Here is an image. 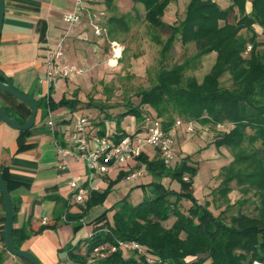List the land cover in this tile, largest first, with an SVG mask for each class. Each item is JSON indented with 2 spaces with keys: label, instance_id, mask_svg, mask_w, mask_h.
<instances>
[{
  "label": "trees",
  "instance_id": "obj_1",
  "mask_svg": "<svg viewBox=\"0 0 264 264\" xmlns=\"http://www.w3.org/2000/svg\"><path fill=\"white\" fill-rule=\"evenodd\" d=\"M93 1L104 5V10L109 12L106 26L100 25L101 33H109V41H117L112 33L117 29L128 30L126 15H118L116 0ZM130 1L143 7V20L150 27L168 32L164 40L155 37L161 45V60L168 56L176 41L181 46L194 43L196 50L180 63L161 67L155 82L138 92L137 105L129 104L115 116L105 114L104 118L114 120L115 126L110 134L104 135V119L99 121L100 136L119 142L128 133L121 126L122 119L134 116L141 122L148 117L164 131H170L179 119L184 126L192 123L191 133L197 130L207 134L210 131L212 139L193 154L182 156L171 169L160 158L149 160L141 152L136 159L153 177L150 182L138 185L144 191L143 198L136 205H131L127 196L117 201L109 207L113 210L111 220L106 216L107 209L95 217L91 221V235L84 241L85 253L74 252L78 245L69 248L70 260L84 261L93 247L105 242L136 240L145 251L160 258V263L154 264L263 263L264 0H250L249 11L245 9L247 0H228L226 4L215 0H186L183 17L173 22L167 21L165 16L169 7L179 0ZM254 25L261 31L256 32ZM248 44L251 49L244 53ZM210 53H214V60L201 79L186 73L199 68L203 56ZM224 74L229 77L228 86L221 83ZM6 79L0 73V80ZM37 104L47 115L57 105L75 111L80 100L74 95L56 103L47 97ZM28 130L20 132L23 134ZM210 146L216 156L222 157L224 150H228L231 157L218 167L217 175L221 177L218 183L208 184L209 192L198 200L192 190L193 180L198 173V164L204 160L200 153ZM0 171L9 190L6 172ZM184 175L188 178L183 179ZM163 177L174 180L177 189L165 186L161 181ZM233 182L235 187L231 185ZM111 184L103 191H92L83 211L92 204L102 203ZM234 191L241 195L251 192L255 200L241 198L235 193L232 199L230 193ZM250 203L254 205L253 214L240 210ZM11 204L14 216L12 199ZM234 204L238 205V211L225 217L226 210ZM81 217L82 214L75 217L79 225ZM170 219V225L165 227L163 222ZM46 226L43 224L42 228ZM17 242L13 229L12 244L18 249ZM94 264L149 263L144 255H124L117 250Z\"/></svg>",
  "mask_w": 264,
  "mask_h": 264
},
{
  "label": "crops",
  "instance_id": "obj_2",
  "mask_svg": "<svg viewBox=\"0 0 264 264\" xmlns=\"http://www.w3.org/2000/svg\"><path fill=\"white\" fill-rule=\"evenodd\" d=\"M116 1H124L127 4L130 0ZM227 2L224 0L223 4ZM72 4V0H4L0 33V72L16 89L36 102H42L43 99L50 97L57 103L63 97L71 98L74 95L81 100L74 90L79 87L78 81L86 74L85 72L69 73L67 77L56 75L51 81L46 77L47 52L60 39H64L62 64L77 65L78 59L83 60L79 51H72L73 49H96L91 44L82 45L77 39L86 37L84 28L87 26L85 19L88 8L98 9L104 5L93 0H83L84 10L80 21L68 25L62 20V15L72 9ZM250 7L251 1L247 0L246 11H249ZM254 29L256 32L261 31L258 25H254ZM108 43L110 45L109 39ZM0 106L20 123L28 119L31 111L28 105L3 91H0ZM43 112L42 106L39 107L34 124L23 134L20 130L7 126L0 119V169L5 170L9 182V193L14 206L15 239L18 241V249L30 252L41 264H77L70 260L68 249L76 245L84 247L85 238L93 228L91 221L100 214H97L100 211L98 206L109 208L125 196L131 205L138 204L144 192L138 185L150 182L153 177L138 159L128 161L119 168H111L104 175H94L91 179L87 178L88 170L82 159L67 157L66 165L59 167L55 143L70 146L73 124L78 116L86 115L79 108L70 111L62 105L53 107L47 115ZM48 115L55 123L57 130L55 135L47 126ZM87 118L88 144L92 147L93 138L101 137L99 134L101 125L98 122L104 119V135L111 133L115 122L105 118L95 121ZM121 126L125 131L145 135V122L136 120L134 116L124 117ZM170 132L176 150L180 151L182 156L191 155L205 145L204 135L192 137L191 133L185 131L184 124H173ZM142 153L149 160L159 158L157 151L151 146H145ZM200 154L204 160L198 164V173L192 185V189H195L193 193L198 200L204 198L203 188L209 184L210 171L216 167L215 162L207 160L216 156V153L211 151V146L202 150ZM201 168H205L206 175L204 179L198 181L196 178L200 175ZM136 169L141 170V175L137 179L124 178L126 174ZM76 175L83 177L86 183L94 187L92 191H103L112 183L102 203L89 206L83 211L85 205L74 201L68 185L71 177ZM161 181L170 188L178 187L169 177H163ZM112 193H115V196ZM89 196L90 194L86 200ZM116 196L119 198H115ZM80 214L82 223L79 225L75 217ZM44 216L48 217V221L47 226L42 228L41 218ZM5 220V207L0 192L1 264H29L4 248Z\"/></svg>",
  "mask_w": 264,
  "mask_h": 264
},
{
  "label": "rangeland",
  "instance_id": "obj_3",
  "mask_svg": "<svg viewBox=\"0 0 264 264\" xmlns=\"http://www.w3.org/2000/svg\"><path fill=\"white\" fill-rule=\"evenodd\" d=\"M186 3V0H179V3L172 4L167 11L165 19L169 22L181 20ZM117 6L118 15H126L125 20L128 24V30L117 29L112 33L121 46V56L118 58L116 65L109 66L108 64L109 33L105 35L103 31L104 33L102 32L101 35L95 34L94 28L92 27V25H98L100 27L103 24L106 26L105 21L109 12L105 11L101 6L98 9L94 7L88 8L85 19L87 26L84 28L86 37L77 39V41H81L82 45L91 44L96 49L72 50H78L83 60H77V65L79 66L74 65V63L71 65L83 69V72L86 73L80 77V81L77 80L79 87L74 90L76 94H79V98L81 99L79 109L92 121L104 118L105 114L115 116L117 113L124 111L129 104L137 105L139 102L138 92L141 89L148 88L155 82L156 74L161 67L169 68L173 64L180 63L196 50L194 43L181 46L180 42L176 41L168 56L164 60H161V45L155 40V37L158 36L161 40H164L168 36V32L150 27L143 20V7L140 4L134 5L131 1H128L126 4V2L121 1L117 3ZM213 55L210 53L203 56L201 66L193 71L189 70L186 73L193 74L197 79H201L203 74L209 70L214 60ZM68 75L60 77H67ZM221 83L224 86L230 84L227 74L221 77ZM142 111L147 113L144 109ZM191 134L192 137H198L201 133L195 130ZM201 135H204L203 140L205 143L212 139L210 131H207V134ZM256 144L258 145V143ZM177 152L181 158L180 151ZM230 157L229 151L224 150L222 157L216 156V161L213 160V157L211 159L207 158V160L215 162L217 166L210 171L212 175L209 181L210 185H216L218 183L219 178H221L217 175L218 167L227 162ZM205 175V168H201L200 175L197 176L196 180L200 181L204 179ZM231 185L235 187V182ZM192 190L194 192L195 189ZM197 192L198 189L196 188ZM208 192L209 189L205 186L203 188L204 196ZM234 193L241 198L249 197L251 200H255L251 192L246 195H241L239 191H234L230 193L232 199L234 198ZM116 194L119 196L118 192ZM112 195L115 196V193H112ZM143 195L144 192H142L140 197L143 198ZM118 196L115 198H119ZM94 205L96 204H92L90 207ZM98 208L100 211L97 214H101L107 209L106 216L109 220L112 219L113 210H109L107 207L103 208V205H99ZM240 210L247 214H253L255 212L252 203L244 205ZM237 211L238 205L234 204L226 210L225 217L228 218L229 215ZM171 221V219L165 221L163 225L168 227ZM84 251L85 247L83 245L74 249V252L80 255L84 254Z\"/></svg>",
  "mask_w": 264,
  "mask_h": 264
},
{
  "label": "built area",
  "instance_id": "obj_4",
  "mask_svg": "<svg viewBox=\"0 0 264 264\" xmlns=\"http://www.w3.org/2000/svg\"><path fill=\"white\" fill-rule=\"evenodd\" d=\"M72 1V9L64 12L62 15V20L68 25L79 22L84 10L83 0ZM93 28L95 34L101 33V28L98 25H93ZM63 41V38L60 39L56 45L47 52L45 65L48 81H51L56 75L65 76L71 72L77 74L83 72V69L77 68L74 65L61 63V59L63 58ZM109 49L108 63L110 65H115L117 64L118 58L121 56V46L117 41H110ZM250 49L251 45L248 44L244 53H248ZM87 122L88 118L86 116L80 115L77 117L76 122L72 127L70 146L57 142L55 143L56 152L59 156V167H64L66 165L67 157L82 159L88 170L87 178L91 179L94 175H104L111 168H119L122 164L135 160L145 146L153 147L157 151L163 164L169 169L174 168L180 161L171 132L164 131L159 124L148 117L145 118V135H138L135 131H127V135L117 143L112 142L107 136L94 137L92 147H89L88 144L86 131ZM175 124L181 125L182 122L177 119ZM47 126L51 133L55 135L57 131L56 126L49 115ZM192 130V123L185 124L186 132L191 133ZM140 175L141 170L136 169L126 174L124 178L126 180H134ZM187 178V175L183 176V179ZM68 185L71 189L72 198L80 205L85 203L86 197L94 189V187L86 183V180L83 177L77 175L71 177ZM47 221L48 217L44 216L41 218L42 224H46ZM90 235L91 232L88 236ZM84 247L86 246L84 245ZM117 250H121L124 255H144L145 260L149 264L160 263V258L151 252L145 251L138 241L117 240L115 244L105 242L93 247V249L85 256L84 261L77 264H94L97 260L103 259ZM258 264H264V262Z\"/></svg>",
  "mask_w": 264,
  "mask_h": 264
},
{
  "label": "water",
  "instance_id": "obj_5",
  "mask_svg": "<svg viewBox=\"0 0 264 264\" xmlns=\"http://www.w3.org/2000/svg\"><path fill=\"white\" fill-rule=\"evenodd\" d=\"M3 16H4V0H0V33L3 24ZM2 74V72H0ZM0 91H3L12 97L16 98L20 102L26 104L30 108V114L28 119L24 123H20L13 115H11L6 109L0 106V119L9 127L18 130H27L32 127L35 122L36 114L38 111L37 102L31 98L30 96L22 93L18 89H16L12 83L8 80L5 81L0 80ZM0 192L2 195V199L5 207V229H4V248L13 256L19 257L29 264H41L40 261L33 256L30 252L17 249L12 244V230H13V209L11 204V197L0 171Z\"/></svg>",
  "mask_w": 264,
  "mask_h": 264
}]
</instances>
